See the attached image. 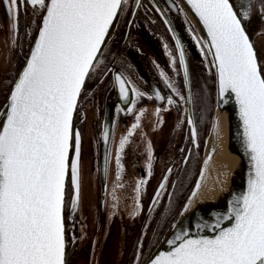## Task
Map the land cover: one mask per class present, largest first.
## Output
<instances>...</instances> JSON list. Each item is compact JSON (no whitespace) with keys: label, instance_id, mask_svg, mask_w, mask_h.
Returning a JSON list of instances; mask_svg holds the SVG:
<instances>
[{"label":"snow or ice","instance_id":"1","mask_svg":"<svg viewBox=\"0 0 264 264\" xmlns=\"http://www.w3.org/2000/svg\"><path fill=\"white\" fill-rule=\"evenodd\" d=\"M25 2L45 9L46 15L31 57L11 92L7 118L0 128V264H66L64 211L69 169L74 211L80 200L81 134L73 132V116L85 80L96 68L109 29L127 0H4L13 30ZM187 3L207 32L206 41L196 39L201 52L206 48L213 57L220 101L227 103L228 97L235 98L251 173L247 191L232 201L228 215L217 218L215 236L192 238L187 232L177 234L167 241L171 250L160 252L150 264H264V72L242 26V19H248L250 12L238 14L230 0ZM261 12L264 14V9ZM176 46L188 87V67L178 40ZM176 63L173 58V67ZM160 75L184 101L166 73L161 71ZM115 79L125 101L129 91L137 98L145 95L135 87L129 89L130 81L121 75ZM155 99L163 101L165 97L157 90ZM192 100L189 90L186 102L191 104ZM167 104L175 105L176 101L169 96ZM127 111L131 113L133 108ZM160 111L157 108L156 115L162 124ZM145 114L146 110L140 111L136 123L120 141L116 165L121 172L122 153ZM187 122L195 142L194 121L189 117ZM104 139L107 142V129ZM211 158L210 154L205 164ZM148 160L150 175V144ZM164 181L160 189H164L167 176ZM146 183H137L138 209L139 194ZM199 188L197 183L193 198ZM160 194L158 191L156 196ZM113 199L116 200L115 190ZM157 202L153 200V204ZM224 220L231 226L221 227Z\"/></svg>","mask_w":264,"mask_h":264},{"label":"flooded vegetation","instance_id":"2","mask_svg":"<svg viewBox=\"0 0 264 264\" xmlns=\"http://www.w3.org/2000/svg\"><path fill=\"white\" fill-rule=\"evenodd\" d=\"M231 1L238 14L244 10L250 12L249 18L242 21L264 72V14L261 12L264 0ZM182 7L179 3L183 30L174 34L154 0H140L138 4L137 0H127L96 68L87 78L83 90L90 82V95L82 90L74 118V133L79 131L81 134L80 200L75 211L71 207L74 190L70 170L67 183V264H146L165 238L196 183L215 105L211 106L212 94L203 92L199 75L200 70L208 66L210 54L206 48L201 52L196 38L201 42L204 40ZM44 11L25 2L19 9L17 28L13 30L7 6L4 0H0V110L24 66ZM178 36L189 65L191 106L197 131L195 142L191 134L192 126L187 122L191 107L186 102L187 87L179 64ZM161 47L170 58L166 67L157 57ZM173 58L177 61L175 67L172 65ZM151 71L159 75L161 71L166 73L185 100L181 101L162 77L151 76ZM117 74L130 81L129 89L135 87L145 95L137 98L129 91L127 101L120 92L117 96L116 120L104 185L100 165L101 143L109 98L117 87L120 89L115 80ZM157 90L165 97L163 101L155 99ZM149 96L153 99H148ZM169 96L176 101L175 105L167 104ZM132 101H135L134 105ZM129 107L133 108L131 113L127 111ZM88 108L93 109L90 121L86 116ZM157 108L161 109L162 124L156 115ZM141 110H146V114L122 153L121 172L116 165L117 150ZM99 123L102 124L101 130H98ZM87 127L90 130L88 141L85 137ZM204 127L205 133L202 132ZM149 144L152 152L150 175ZM84 156L86 175L90 179L88 198L83 194ZM168 173L164 189L159 190ZM140 180L147 183L140 191L138 209L136 187ZM114 190L116 200L113 199ZM158 190L161 193L159 197L156 196ZM154 199L158 201L156 204H153Z\"/></svg>","mask_w":264,"mask_h":264},{"label":"water","instance_id":"3","mask_svg":"<svg viewBox=\"0 0 264 264\" xmlns=\"http://www.w3.org/2000/svg\"><path fill=\"white\" fill-rule=\"evenodd\" d=\"M140 2V0H139ZM156 7L162 17L166 20L167 24L169 25L171 31L176 34V32L179 34V31H182V25L180 22V17H181V11L179 8V3L183 6L187 14L189 15L190 19L193 21L194 25L197 27L199 30L202 38L204 41L208 39L207 32L204 29L203 25L200 23L199 18L195 15V13L192 11L191 6L187 3V0H154ZM232 3V1L230 0ZM233 4V3H232ZM234 7V5H233ZM123 5L121 6V10L118 12L116 18L113 21L112 26L109 29V33L106 37V43L103 46H106L115 26L118 21V18L121 14ZM235 9V7H234ZM236 10V9H235ZM46 15V10L44 11L41 22H40V27H42V21L43 17ZM242 26L244 27L246 34L249 36L243 21H242ZM39 29L37 31V34L35 36V39L31 45V48L29 50L27 59L24 63V66L22 67L16 81L18 82L20 75L22 74L24 68L27 65V61L31 57V51L35 47V42L38 39L39 36ZM250 38V36H249ZM177 40L180 42V46L183 48L184 55H185V61L188 67V73H189V65H188V59H187V54L184 48V45L182 44V41L179 39V36ZM250 41L252 42L251 38ZM253 43V42H252ZM254 46V44H253ZM254 50L257 54L256 48L254 46ZM213 63V57L210 55ZM258 58V54H257ZM258 62L259 58H258ZM183 69V68H182ZM214 72H215V83H216V89H215V109H219L222 113H225L229 122V127H228V133L230 136L229 139V149L232 153L236 154L238 156V161L236 163V167L233 169V172L230 177V182L227 184L226 187L220 188L217 192L215 193H208L206 192V186L208 182V173H209V168L212 159L216 156L218 149H219V143L217 141H212L211 145L209 148H205L204 150V156H203V162H202V167L200 170V173L197 177L196 183L190 192L186 202L182 206L181 210L177 214V217L175 218L174 222L172 223L168 233L166 234L165 238L163 241L159 244V246L156 248L154 254L151 256V258L146 262V264H150V261L158 255L160 252H167L171 250V246L167 243L168 240L174 239L177 234H183L184 232H187L190 237L192 238H198L200 236H207V237H213L217 234L218 230H214V225L217 221V218L219 217H224L228 215L231 203L232 201L241 195H243L247 191V183L249 179V175L251 173V162L248 157V155L245 152V148L243 146L242 142V124L241 121L239 120V114H238V107L235 104V98L234 96H230L227 98L228 102L227 103H222L219 98V88H218V80L216 76V69L214 67ZM116 77V76H115ZM116 80V79H115ZM185 80V79H184ZM87 79L85 80L86 83ZM15 83L5 100L1 110H0V128H2L3 123L6 121L7 118V111H8V105L10 102V95L11 92L14 90ZM85 83L83 85V88L85 86ZM117 83V81H116ZM188 87H187V93L189 95V90L191 92V84H190V73L188 76ZM83 90V89H82ZM120 89L117 87V91L114 92L112 96H110L108 105H107V110H106V115H105V121H104V130H103V140L101 143V152H100V165L102 169V180L103 184L105 185L106 180H107V173H108V159H109V153H110V147H111V142H112V137H113V132H114V125H115V120H116V99L117 96L119 95ZM82 93V91H81ZM80 93V95H81ZM80 96L78 98V103H79ZM77 103V107H78ZM190 108V113L189 117L192 118L194 121V116L192 112V106L189 104ZM77 110V108H76ZM76 111L73 116V132H74V118H75ZM214 120V117H213ZM195 125V122H194ZM196 127V126H195ZM107 129L108 131V140L105 142L104 139V133L105 130ZM211 135V134H210ZM210 137V136H209ZM207 146V144H206ZM205 146V147H206ZM213 149L215 151L213 152ZM211 154L212 158L211 160L205 164V161L208 159L209 155ZM71 156V153H70ZM70 170V169H69ZM203 172V178H201V173ZM167 178L169 176V173L166 175ZM69 177V176H68ZM165 181L163 180L162 183ZM67 183H68V178L66 181V195H67ZM161 183V184H162ZM197 183L200 184V188L198 190L197 195L193 198L192 193L193 191H196V185ZM160 190V187H159ZM158 190V191H159ZM66 195H65V207H66ZM191 198V204L189 205V199ZM188 205V210L185 211V206ZM64 217H65V211H64ZM199 226V227H198ZM231 222L224 220L222 221L221 227H230ZM65 241H66V264H67V225H66V218H65Z\"/></svg>","mask_w":264,"mask_h":264},{"label":"bare ground","instance_id":"4","mask_svg":"<svg viewBox=\"0 0 264 264\" xmlns=\"http://www.w3.org/2000/svg\"><path fill=\"white\" fill-rule=\"evenodd\" d=\"M228 127L229 122L226 114L222 113L219 109H215L211 135L208 138L206 149L210 147L214 140L219 143V149L210 164L208 182L205 190L208 193H215L220 188L227 186L238 161V156L229 149L230 136Z\"/></svg>","mask_w":264,"mask_h":264},{"label":"rangeland","instance_id":"5","mask_svg":"<svg viewBox=\"0 0 264 264\" xmlns=\"http://www.w3.org/2000/svg\"><path fill=\"white\" fill-rule=\"evenodd\" d=\"M189 17V16H188ZM190 21H191V19H190ZM192 22V21H191ZM193 23V22H192ZM193 25H194V23H193ZM195 26V25H194ZM198 30V29H197ZM199 31V30H198ZM158 60L160 61V63L163 65V66H167V65H169V63H170V58H169V56L167 55V53H166V50L165 49H163L162 47L160 48V51H159V54H158ZM210 57V56H209ZM207 64H208V66L207 67H203V69L202 70H200V72H199V75H200V83L202 84V90H203V92L204 93H206V94H212V96L213 97H211V99H212V104H211V106L213 105H215V86H216V83H215V73H214V67H213V63H212V59H211V57H210V60L207 58ZM151 76H154V77H156V76H158V77H161V75H159V74H155V73H153L152 71H151ZM90 86H91V83L90 82H88L87 84H86V87H85V91H87L86 92V94L87 95H90V93H89V88H90ZM213 89H214V92H212L213 91ZM83 90V91H84ZM214 94V95H213ZM214 110H215V107L213 108ZM93 109L92 108H88V110H86V116H88V121H90L91 120V118L93 117ZM212 116H214V114H213V111H212ZM212 122H213V120H212ZM212 126L210 125V128H211ZM88 129V127L86 128V130ZM102 129V124L101 123H99V125H98V130H101ZM85 130V137H86V139H87V141L89 140V138H90V130L88 129L87 131ZM210 134H211V129H210V132L208 133V136H207V139L209 138V136H210ZM205 146H206V144H205ZM156 161H157V156H156ZM88 162V161H87ZM83 180H82V182H83V194H84V196L86 197V198H88V195H89V191H90V187H89V178L87 177V175H86V163H85V156H84V158H83ZM155 166L156 167H159V166H157V163H155Z\"/></svg>","mask_w":264,"mask_h":264},{"label":"trees","instance_id":"6","mask_svg":"<svg viewBox=\"0 0 264 264\" xmlns=\"http://www.w3.org/2000/svg\"><path fill=\"white\" fill-rule=\"evenodd\" d=\"M202 132H204V133H205V127L203 128ZM206 134H207V133H206ZM204 146H205V142H204Z\"/></svg>","mask_w":264,"mask_h":264}]
</instances>
